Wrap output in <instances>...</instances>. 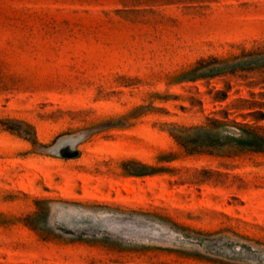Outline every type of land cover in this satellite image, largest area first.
Segmentation results:
<instances>
[{
  "label": "rangeland",
  "instance_id": "1",
  "mask_svg": "<svg viewBox=\"0 0 264 264\" xmlns=\"http://www.w3.org/2000/svg\"><path fill=\"white\" fill-rule=\"evenodd\" d=\"M261 113L264 0H0V264H264V153L172 135Z\"/></svg>",
  "mask_w": 264,
  "mask_h": 264
},
{
  "label": "trees",
  "instance_id": "2",
  "mask_svg": "<svg viewBox=\"0 0 264 264\" xmlns=\"http://www.w3.org/2000/svg\"><path fill=\"white\" fill-rule=\"evenodd\" d=\"M212 62L219 65L211 71L212 74L237 69L234 62L231 64L217 58H212ZM196 71L197 69L194 70ZM260 115L263 120L264 113ZM172 135L189 155L206 153L231 156L243 152L264 153V126H252L227 118H209L206 124L190 128L176 127Z\"/></svg>",
  "mask_w": 264,
  "mask_h": 264
},
{
  "label": "bare ground",
  "instance_id": "3",
  "mask_svg": "<svg viewBox=\"0 0 264 264\" xmlns=\"http://www.w3.org/2000/svg\"><path fill=\"white\" fill-rule=\"evenodd\" d=\"M73 145L74 144H70V146H69V149L72 151L73 150Z\"/></svg>",
  "mask_w": 264,
  "mask_h": 264
}]
</instances>
